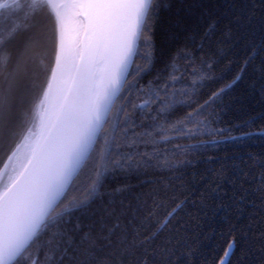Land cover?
Returning a JSON list of instances; mask_svg holds the SVG:
<instances>
[{
    "label": "snow or ice",
    "instance_id": "obj_1",
    "mask_svg": "<svg viewBox=\"0 0 264 264\" xmlns=\"http://www.w3.org/2000/svg\"><path fill=\"white\" fill-rule=\"evenodd\" d=\"M0 264H264V0H0Z\"/></svg>",
    "mask_w": 264,
    "mask_h": 264
},
{
    "label": "trees",
    "instance_id": "obj_2",
    "mask_svg": "<svg viewBox=\"0 0 264 264\" xmlns=\"http://www.w3.org/2000/svg\"><path fill=\"white\" fill-rule=\"evenodd\" d=\"M166 16V13H165ZM166 26V22H164L163 17H162V23L161 25L157 28V34H156V44L157 47L161 45V43L165 39V32L164 28ZM243 88V85L241 86L240 89H237L234 95L240 96L241 95V90ZM259 99L258 95L255 97H248L247 99H241L238 104H244V105H254L256 107V110H259V106L256 104V101ZM254 113L251 112V110H246L244 108L239 107L238 105H234L233 109L229 112L228 115L225 116V120L228 121L229 123H236L238 121H241L243 119H246L248 115H253ZM259 141H257L255 144L252 145V147L256 150L259 149ZM205 249H210L213 248L214 246L217 245V237L214 235L210 236L209 239H207L204 242Z\"/></svg>",
    "mask_w": 264,
    "mask_h": 264
}]
</instances>
